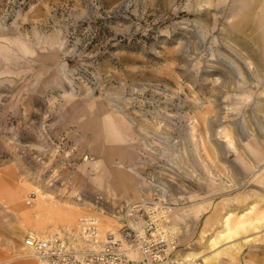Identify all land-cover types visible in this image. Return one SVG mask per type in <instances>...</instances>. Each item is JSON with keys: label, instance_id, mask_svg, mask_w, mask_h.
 I'll return each mask as SVG.
<instances>
[{"label": "rangeland", "instance_id": "1", "mask_svg": "<svg viewBox=\"0 0 264 264\" xmlns=\"http://www.w3.org/2000/svg\"><path fill=\"white\" fill-rule=\"evenodd\" d=\"M249 8L0 0V264H37L28 230L88 213L117 229L114 206L146 193L182 255L264 264V20L238 30ZM228 214L258 220L220 235Z\"/></svg>", "mask_w": 264, "mask_h": 264}, {"label": "built area", "instance_id": "2", "mask_svg": "<svg viewBox=\"0 0 264 264\" xmlns=\"http://www.w3.org/2000/svg\"><path fill=\"white\" fill-rule=\"evenodd\" d=\"M159 199V198H158ZM169 206L144 195L114 206L121 225L101 232L97 214H83L74 231L23 235L27 255L37 264H201L179 251L177 235L166 224Z\"/></svg>", "mask_w": 264, "mask_h": 264}, {"label": "bare ground", "instance_id": "3", "mask_svg": "<svg viewBox=\"0 0 264 264\" xmlns=\"http://www.w3.org/2000/svg\"><path fill=\"white\" fill-rule=\"evenodd\" d=\"M250 1V8L246 11V9H243L242 11H238L240 18L237 21V27L238 30H241L242 32L246 33V34H253L254 31L257 29L258 30V24H259V19L264 20V2L259 1V0H249ZM263 2V3H262ZM261 24V23H260ZM242 39V38H241ZM243 40V39H242ZM245 40V39H244ZM245 43V42H244ZM247 44V42H246ZM244 45V44H243ZM242 45V46H243ZM249 45V44H247ZM251 46V45H250ZM246 47V46H245ZM254 47V46H252ZM263 47V46H262ZM251 48V47H250ZM248 49V48H247ZM258 49V48H257ZM260 50V48L258 49V51ZM232 51V50H231ZM255 51V50H254ZM235 51H233L234 53ZM248 53V52H247ZM250 53V52H249ZM248 53V54H249ZM257 53V52H256ZM252 54V53H251ZM250 54V55H251ZM259 54V52H258ZM264 55V54H263ZM239 55H237L238 57ZM242 56V55H240ZM247 57V56H246ZM258 57V56H257ZM264 58V57H263ZM243 59V58H242ZM241 59V60H242ZM262 59V57H261ZM246 60V59H243ZM264 60V59H263ZM233 62V61H232ZM247 63V62H246ZM235 64V63H233ZM251 63H248V66L250 67ZM236 66V65H235ZM239 66V65H238ZM237 66V67H238ZM241 67V66H240ZM251 68V67H250ZM254 68V65L253 67ZM239 69V68H238ZM232 101V100H231ZM263 126V119H262V125ZM40 190V188H39ZM39 193H41L42 196H45L47 192L44 191H40ZM52 195V194H51ZM54 196V195H53ZM40 205V204H39ZM52 206V205H51ZM230 214L226 215L223 220L222 223L225 226L224 229H221L220 235H228L231 232H233L234 230H236V228L238 227H244L246 224L250 223V224H254V222H256L258 219L257 218H252V219H240L238 222H236V224L232 225L231 223V219H230ZM110 219V220H109ZM107 217V219H102V223H101V228L102 227H114L115 223L112 222V218ZM175 228L177 229V226H175ZM106 230H108V228H106ZM215 238V237H214ZM214 238L212 237V241H213V246L216 247V243L217 241L214 240ZM190 257V256H188ZM199 257V255H198ZM208 256H204L202 258V263H204L206 261Z\"/></svg>", "mask_w": 264, "mask_h": 264}]
</instances>
